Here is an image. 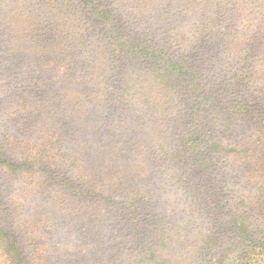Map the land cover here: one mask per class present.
I'll list each match as a JSON object with an SVG mask.
<instances>
[{
  "label": "trees",
  "instance_id": "16d2710c",
  "mask_svg": "<svg viewBox=\"0 0 264 264\" xmlns=\"http://www.w3.org/2000/svg\"><path fill=\"white\" fill-rule=\"evenodd\" d=\"M0 120L58 136L31 165L87 264H264V0H0ZM6 210L0 264H55Z\"/></svg>",
  "mask_w": 264,
  "mask_h": 264
},
{
  "label": "rangeland",
  "instance_id": "374dc122",
  "mask_svg": "<svg viewBox=\"0 0 264 264\" xmlns=\"http://www.w3.org/2000/svg\"><path fill=\"white\" fill-rule=\"evenodd\" d=\"M42 114L46 117V111ZM13 127L0 120V147L14 151L12 158L18 164L16 167L5 163L0 167V189L16 241L24 244L31 254L35 253L36 261L38 257L42 260L47 251H52L55 264H87L93 256V246L83 243L84 238L79 232H69L67 222L60 219L65 206L62 191L43 177L37 178L34 171L40 170V166L31 165L30 158L35 153L40 157L47 155L46 159H50L51 154L56 162L62 158L58 150H50L52 147L59 149L58 136L49 128L34 131L33 137L24 132L16 138ZM173 194L164 193L160 200L169 215L180 218L184 215V207Z\"/></svg>",
  "mask_w": 264,
  "mask_h": 264
}]
</instances>
